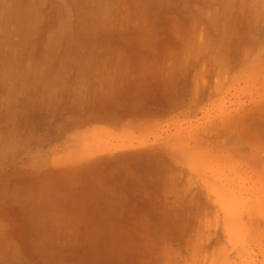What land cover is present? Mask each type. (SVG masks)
Wrapping results in <instances>:
<instances>
[{"label":"crops","instance_id":"0c3cea01","mask_svg":"<svg viewBox=\"0 0 264 264\" xmlns=\"http://www.w3.org/2000/svg\"><path fill=\"white\" fill-rule=\"evenodd\" d=\"M219 4L0 0V264H225L187 50Z\"/></svg>","mask_w":264,"mask_h":264},{"label":"rangeland","instance_id":"374dc122","mask_svg":"<svg viewBox=\"0 0 264 264\" xmlns=\"http://www.w3.org/2000/svg\"><path fill=\"white\" fill-rule=\"evenodd\" d=\"M217 7L204 28L191 29L187 49L210 58V95H200L212 100L205 114L226 119L211 125L209 139H195L210 149L204 173L219 201L212 212L222 216L215 211L211 220V245L222 263L264 264V0Z\"/></svg>","mask_w":264,"mask_h":264}]
</instances>
